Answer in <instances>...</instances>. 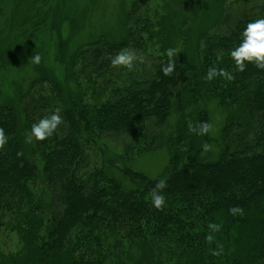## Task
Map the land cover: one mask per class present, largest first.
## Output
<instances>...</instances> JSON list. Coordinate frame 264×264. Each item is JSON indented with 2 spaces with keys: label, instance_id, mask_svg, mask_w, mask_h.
Here are the masks:
<instances>
[{
  "label": "trees",
  "instance_id": "obj_1",
  "mask_svg": "<svg viewBox=\"0 0 264 264\" xmlns=\"http://www.w3.org/2000/svg\"><path fill=\"white\" fill-rule=\"evenodd\" d=\"M191 2L196 11L199 2ZM256 7L254 13L221 16L216 33L205 39L199 65L177 59L175 71L165 77L167 58L148 78L115 86L106 101L97 100L96 93L104 91L98 89L92 103L81 99L67 108L59 83L32 81L21 96L26 129L57 107L65 121L48 139L33 141L39 166L19 148L14 110L0 105V127L9 137L0 150V230L16 233L22 243L16 252H0V264H264V70L248 64L238 72L229 55L247 24L264 18V3ZM233 21L234 31L221 34ZM146 26L151 30L152 24ZM132 29L121 42L86 46L74 66L90 54L93 64L86 66L109 68L112 55L136 44ZM213 65L228 69L234 79L206 82ZM36 86L40 97L34 101ZM206 98L226 114L223 147L214 162L199 157L208 135L188 129L191 121L210 122L201 105ZM173 113L175 133L151 132L168 124ZM112 134L133 136L134 151L141 154L165 139L168 169L151 179L124 168L123 182L104 167H89L91 145ZM161 178L168 187L157 209L148 193ZM40 181L49 200L34 191ZM233 206L243 214H231Z\"/></svg>",
  "mask_w": 264,
  "mask_h": 264
},
{
  "label": "rangeland",
  "instance_id": "obj_2",
  "mask_svg": "<svg viewBox=\"0 0 264 264\" xmlns=\"http://www.w3.org/2000/svg\"><path fill=\"white\" fill-rule=\"evenodd\" d=\"M196 1L199 5L195 11L190 0H0V105L14 110L18 120L16 137L26 159L39 166L40 158L33 152L34 143L24 142L28 130L21 96L32 81L51 79L59 83L67 108L81 99L92 103L94 90L98 89L104 91L96 93L97 100L106 101L115 86L148 78L156 63L167 61L165 50L168 48L179 50L175 60L184 58L199 65L205 39L216 33L222 15L230 19L231 13L237 17L245 9L254 13L252 7L264 3V0ZM236 22L223 27L221 34L233 32ZM149 23L151 30L146 26ZM132 28L136 29V44L131 48L144 58L143 64L137 63L132 71L113 68L111 64L109 68L93 69L85 64L92 61L89 54L82 64L79 60L74 66L77 54L86 46L98 41L110 45L121 42ZM36 54L40 56L39 63L29 60ZM100 62L104 65V61ZM32 91L35 100L34 95L32 99L37 101L40 87ZM201 105L209 115L213 130L207 139L212 149L202 150L199 157L202 161L214 162L223 147L226 114L212 99H204ZM177 118L173 113L162 129L154 126L150 130L164 132L161 134L167 137L175 133ZM158 145L155 150L141 154L134 151L136 140L131 135L104 136L88 151L89 167H104L107 173L123 182L121 170L124 168L158 179L166 172L170 161L165 139ZM33 188L42 199L50 198L41 181ZM21 247L16 233L0 230L1 253L16 252Z\"/></svg>",
  "mask_w": 264,
  "mask_h": 264
},
{
  "label": "clouds",
  "instance_id": "obj_3",
  "mask_svg": "<svg viewBox=\"0 0 264 264\" xmlns=\"http://www.w3.org/2000/svg\"><path fill=\"white\" fill-rule=\"evenodd\" d=\"M165 51L168 57V63L162 66L161 72L165 77H169L175 71V57L178 55L179 50L168 48ZM229 55L238 72L245 71L248 64L254 65L258 70H264V18L256 19L247 24L241 34V42L238 46L230 50ZM29 60L34 63H39L40 56L38 54L31 55ZM110 60L113 68H124L128 71H132L137 63H144V58L138 56L136 51L130 47L119 50L110 57ZM217 78L232 81L234 75L228 69L218 68L215 65L210 66L204 76L205 81L212 82ZM64 123L65 121L61 116V109L57 107L50 115L44 116L31 125L30 131H26L25 133L24 142L26 144H31L33 141L43 142L54 135L57 129ZM188 129L192 133L205 136L212 132L213 125L206 121L199 123V125H193L189 122ZM8 141V135H6L5 130L0 127V150L4 149ZM211 149L212 146L207 142L202 145V150L204 152H208ZM22 155L23 154L20 152L17 153L18 157ZM167 187V180L161 178L149 190L148 196L155 208L160 209L165 204L164 189ZM229 212L234 215H242L243 209L239 206H233L229 208Z\"/></svg>",
  "mask_w": 264,
  "mask_h": 264
}]
</instances>
